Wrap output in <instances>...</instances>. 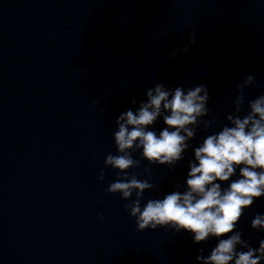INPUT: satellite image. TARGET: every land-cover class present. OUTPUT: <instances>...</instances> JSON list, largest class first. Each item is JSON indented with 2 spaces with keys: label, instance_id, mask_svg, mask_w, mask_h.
I'll use <instances>...</instances> for the list:
<instances>
[{
  "label": "clouds",
  "instance_id": "obj_1",
  "mask_svg": "<svg viewBox=\"0 0 264 264\" xmlns=\"http://www.w3.org/2000/svg\"><path fill=\"white\" fill-rule=\"evenodd\" d=\"M189 43H196L194 34ZM176 54L174 50L171 56ZM254 83L255 76L250 74L236 85L235 114L226 115L231 126L226 124L219 132L207 135L193 149L194 160L189 161L185 185L176 184L177 190L162 199H148L143 205L144 192L155 185L137 179L135 172L129 175L130 169L140 167V160L132 153L140 151L149 165L173 168L182 161L196 130L207 131L216 123L215 119H202L209 115L207 87L201 84L185 90L156 84L146 90V102L138 110H127L115 121L117 154L109 153L104 165L117 170V179L105 191L119 193L123 200L130 201L124 209L135 218L137 231L158 227L173 233L185 231L192 234L195 244L215 238L218 242L207 257L203 248L199 250V264H264V239L254 248L237 230L245 210L264 196V94L248 102L250 111L246 115H237L243 111V90ZM158 118L163 119L165 127L157 134L149 129ZM237 169L239 178L231 180ZM144 172L151 175L147 167ZM104 175L101 171L99 179L103 180ZM229 181L227 187H222ZM182 187L186 190L179 191ZM251 228L264 231V214L254 216Z\"/></svg>",
  "mask_w": 264,
  "mask_h": 264
}]
</instances>
